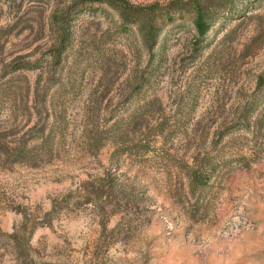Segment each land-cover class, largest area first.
<instances>
[{
	"label": "rangeland",
	"instance_id": "rangeland-1",
	"mask_svg": "<svg viewBox=\"0 0 264 264\" xmlns=\"http://www.w3.org/2000/svg\"><path fill=\"white\" fill-rule=\"evenodd\" d=\"M125 1L0 0V264H264V0Z\"/></svg>",
	"mask_w": 264,
	"mask_h": 264
},
{
	"label": "trees",
	"instance_id": "trees-1",
	"mask_svg": "<svg viewBox=\"0 0 264 264\" xmlns=\"http://www.w3.org/2000/svg\"><path fill=\"white\" fill-rule=\"evenodd\" d=\"M95 1H104L113 4L116 8L119 9V12L126 23H134L139 28V31L143 35V38L151 48H153L158 42L161 29H157V16L155 15L157 9L160 8L159 5H148V6H134L125 0H95ZM184 2L185 9L192 11L194 15V25L196 27L199 42H201L204 37H206L208 31L211 28V21L214 17V14L218 11L216 6L212 4L211 0H181ZM179 10V9H177ZM180 11V10H179ZM169 13V12H168ZM167 13V14H168ZM258 85L264 86V78H261ZM248 117V116H247ZM250 117V115H249ZM253 120V119H252ZM253 121H249L250 124ZM264 123L263 116H260L257 119L256 129L258 130ZM243 159L239 157L237 162H241ZM204 173H200L198 170L193 171L190 174V180L193 185H198L204 182ZM5 236L11 238L13 243L14 250L18 252V256L22 257L25 253L26 248L21 247L19 244V236L17 231L12 233H7Z\"/></svg>",
	"mask_w": 264,
	"mask_h": 264
}]
</instances>
